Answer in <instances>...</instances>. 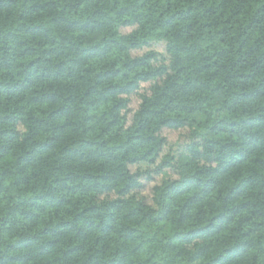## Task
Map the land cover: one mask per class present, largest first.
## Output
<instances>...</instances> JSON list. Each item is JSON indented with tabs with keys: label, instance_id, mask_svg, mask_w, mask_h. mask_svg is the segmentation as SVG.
I'll return each instance as SVG.
<instances>
[{
	"label": "trees",
	"instance_id": "obj_1",
	"mask_svg": "<svg viewBox=\"0 0 264 264\" xmlns=\"http://www.w3.org/2000/svg\"><path fill=\"white\" fill-rule=\"evenodd\" d=\"M0 264H264V0H0Z\"/></svg>",
	"mask_w": 264,
	"mask_h": 264
},
{
	"label": "rangeland",
	"instance_id": "obj_2",
	"mask_svg": "<svg viewBox=\"0 0 264 264\" xmlns=\"http://www.w3.org/2000/svg\"><path fill=\"white\" fill-rule=\"evenodd\" d=\"M129 30H124V32H128ZM169 138V142L174 143L177 140V136L170 134L168 135ZM160 178L155 177V179L152 182H149L147 184H145L146 186L143 188V190L141 191V195L143 197H145L146 201H149L150 199V194H151V188L153 185L158 184L160 182Z\"/></svg>",
	"mask_w": 264,
	"mask_h": 264
}]
</instances>
